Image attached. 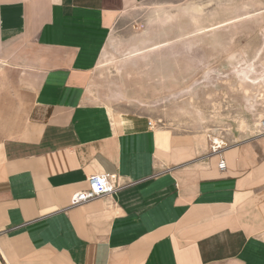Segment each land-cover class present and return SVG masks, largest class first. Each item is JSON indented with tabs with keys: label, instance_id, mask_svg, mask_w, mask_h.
<instances>
[{
	"label": "crops",
	"instance_id": "1",
	"mask_svg": "<svg viewBox=\"0 0 264 264\" xmlns=\"http://www.w3.org/2000/svg\"><path fill=\"white\" fill-rule=\"evenodd\" d=\"M140 0H0V264H264V137L219 159L88 103ZM97 174L126 186L70 208Z\"/></svg>",
	"mask_w": 264,
	"mask_h": 264
},
{
	"label": "rangeland",
	"instance_id": "2",
	"mask_svg": "<svg viewBox=\"0 0 264 264\" xmlns=\"http://www.w3.org/2000/svg\"><path fill=\"white\" fill-rule=\"evenodd\" d=\"M88 103L208 149L264 120V0H140L116 18Z\"/></svg>",
	"mask_w": 264,
	"mask_h": 264
},
{
	"label": "built area",
	"instance_id": "3",
	"mask_svg": "<svg viewBox=\"0 0 264 264\" xmlns=\"http://www.w3.org/2000/svg\"><path fill=\"white\" fill-rule=\"evenodd\" d=\"M148 124L152 129L156 127L152 121ZM259 127L260 130L255 137L263 138L264 120L261 121ZM231 147L232 145L227 144L223 139H215L212 142L210 152L207 157H217L219 159L218 169L221 172H225L227 170L223 153ZM88 184L89 188L87 190L79 192L72 197L70 208L80 207L102 198H112L126 186L118 175L108 174L93 175L89 178Z\"/></svg>",
	"mask_w": 264,
	"mask_h": 264
}]
</instances>
